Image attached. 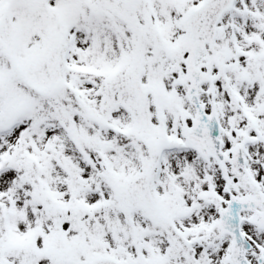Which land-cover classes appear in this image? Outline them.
<instances>
[{"label": "snow or ice", "instance_id": "snow-or-ice-1", "mask_svg": "<svg viewBox=\"0 0 264 264\" xmlns=\"http://www.w3.org/2000/svg\"><path fill=\"white\" fill-rule=\"evenodd\" d=\"M0 264H264V0H0Z\"/></svg>", "mask_w": 264, "mask_h": 264}]
</instances>
